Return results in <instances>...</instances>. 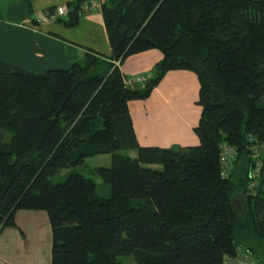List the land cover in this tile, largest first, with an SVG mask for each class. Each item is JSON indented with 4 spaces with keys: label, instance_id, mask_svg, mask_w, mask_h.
<instances>
[{
    "label": "trees",
    "instance_id": "1",
    "mask_svg": "<svg viewBox=\"0 0 264 264\" xmlns=\"http://www.w3.org/2000/svg\"><path fill=\"white\" fill-rule=\"evenodd\" d=\"M82 1H66L54 21L73 26ZM99 4L109 55L87 49L40 72L0 58V228L15 224L16 209H44L48 264H120V254L132 264H222L238 248L264 264V0ZM151 47L161 57L147 78L123 83L111 60ZM171 68L195 72L197 143L137 144L126 101L145 98ZM253 141L260 165L250 191ZM221 142L235 149L223 177ZM103 152L109 163L93 170L105 196L74 169L52 179Z\"/></svg>",
    "mask_w": 264,
    "mask_h": 264
},
{
    "label": "crops",
    "instance_id": "2",
    "mask_svg": "<svg viewBox=\"0 0 264 264\" xmlns=\"http://www.w3.org/2000/svg\"><path fill=\"white\" fill-rule=\"evenodd\" d=\"M66 1L0 0V58L40 72L46 68L67 67L87 49L98 55H109L99 8L79 13L73 26L54 20L31 22L38 11ZM160 57L159 49L146 48L124 56L119 61V70L122 76L147 75ZM197 89L195 72L171 68L145 98L128 99L126 107L137 144L160 147L196 144L192 127L200 111ZM13 221L15 224L0 228V264H48L51 243L46 211L16 209Z\"/></svg>",
    "mask_w": 264,
    "mask_h": 264
},
{
    "label": "built area",
    "instance_id": "3",
    "mask_svg": "<svg viewBox=\"0 0 264 264\" xmlns=\"http://www.w3.org/2000/svg\"><path fill=\"white\" fill-rule=\"evenodd\" d=\"M101 0H84L80 3V6L78 8V13H85L87 11L95 10L99 8ZM68 6H66L64 3L53 5V7L50 9H45L38 11L33 19H35L37 22H50V20H54L56 16H60L61 14H64L67 12ZM112 63L117 65L119 67V59L113 58ZM149 74L143 75L140 73H136L134 76H122V81L125 84H132L136 82H142L145 78H147ZM248 139H251V137H248ZM250 158H251V168L249 169L247 176V184L246 188H248L250 191L252 190V186L255 183L256 180V174L258 172V167L260 165L258 160V155L260 151V146L258 142L255 141L250 143ZM219 156H218V165L219 170L218 174L219 176L223 177L226 176L231 168H232V161L234 159L235 155V149L234 146H231L228 143L221 142L219 145L218 150ZM264 175V174H263ZM222 264H257L256 259L251 255V253L248 252V250L238 248L234 253L232 254H226L222 257Z\"/></svg>",
    "mask_w": 264,
    "mask_h": 264
},
{
    "label": "rangeland",
    "instance_id": "4",
    "mask_svg": "<svg viewBox=\"0 0 264 264\" xmlns=\"http://www.w3.org/2000/svg\"><path fill=\"white\" fill-rule=\"evenodd\" d=\"M126 153L132 154V150H127ZM84 161L80 163V165H76L74 168L71 166L62 167L56 171L51 177L53 180H61L64 175L70 169H74L75 171L82 172L83 174L90 176L96 182L95 191L97 194L105 196L108 192V185L104 182H101L99 175L93 170V167L96 165H104L109 163V153H94L89 156H85ZM118 260H120V264H132L134 261L132 259V255H119Z\"/></svg>",
    "mask_w": 264,
    "mask_h": 264
}]
</instances>
